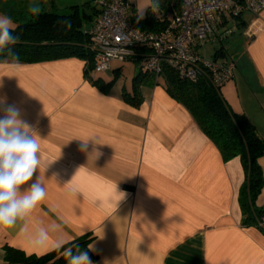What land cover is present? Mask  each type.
Wrapping results in <instances>:
<instances>
[{"label": "crops", "instance_id": "crops-1", "mask_svg": "<svg viewBox=\"0 0 264 264\" xmlns=\"http://www.w3.org/2000/svg\"><path fill=\"white\" fill-rule=\"evenodd\" d=\"M2 1L0 15L12 18L13 28L32 15L19 22L14 6ZM56 1L42 11L67 13L81 6L89 12L85 4H95ZM128 4L130 15L135 9ZM241 21L234 33L237 49L229 56L236 62L234 77L219 93L264 139V11L244 14ZM131 62L127 85H118L122 62L96 75L106 83L116 77L107 93L86 79L85 62L77 58L0 62V97L21 109L41 138L44 159L53 161L33 176H41L45 198L26 221L0 228V264L6 246L42 256L58 241L68 244L87 234L94 237L88 252L93 264H264V234L242 222L238 194L245 175L239 158L224 161L161 85L144 79L143 102L126 103L122 91L131 92L143 70L140 60ZM81 139H88L87 151ZM258 164L264 175V157ZM116 191L126 195L119 200ZM256 206L264 209V187ZM41 229L47 232L44 246L34 243Z\"/></svg>", "mask_w": 264, "mask_h": 264}, {"label": "trees", "instance_id": "trees-1", "mask_svg": "<svg viewBox=\"0 0 264 264\" xmlns=\"http://www.w3.org/2000/svg\"><path fill=\"white\" fill-rule=\"evenodd\" d=\"M157 4L159 7H154ZM85 5L90 9L89 12L81 6L71 7L67 13L42 11L39 16L31 15L27 21L19 23L14 28V34L19 37L18 43L10 46L12 51L18 54L19 60L14 61L5 50L0 52V62L34 64L77 58L85 62L86 79L102 92L107 93L115 84L116 77L107 83L99 78L89 77L95 59L90 49V41L84 34L83 25H89L92 17L97 16L100 9L96 4L92 5L89 2ZM181 7V0H152L144 18H139L135 11H132L130 17L127 13V19L132 26L141 31L159 34L165 30L173 16L180 12ZM154 9H158L164 15L155 16ZM63 19L71 21L70 29L60 23ZM244 24L240 17L237 30ZM135 53L130 61H142L149 53V49L137 47ZM218 57L226 58L223 47L215 51L213 59ZM144 79L150 80L153 86L161 85L172 99L189 112L202 133L218 148L224 161L239 158L245 175L238 194L242 222L244 226L254 227L264 234V227L260 226L264 218V209L256 206L257 197L264 187V175L258 164V160L264 157V139L259 137L255 126L244 115L230 111L219 91L215 90L205 78L194 81L183 79L166 65L162 67L156 82L155 77L143 69L133 78L131 92L122 91L123 100L133 107H138L143 102L140 88ZM93 240L94 237L87 234L68 244L78 245L80 249L89 252V245ZM4 262L5 264H67V259L57 250L42 256H28L20 250L6 246Z\"/></svg>", "mask_w": 264, "mask_h": 264}, {"label": "built area", "instance_id": "built-area-1", "mask_svg": "<svg viewBox=\"0 0 264 264\" xmlns=\"http://www.w3.org/2000/svg\"><path fill=\"white\" fill-rule=\"evenodd\" d=\"M182 7L159 34L132 26L128 19V0H95L100 12L84 29L94 55L90 78L109 70L111 62L134 57L135 48L146 47L143 69L155 77L164 65L183 79L205 78L220 89L234 77L236 62L232 58L205 59L201 42L215 35L225 39L237 31L238 19L244 14L258 16L264 11V0H181ZM264 227V218L260 223Z\"/></svg>", "mask_w": 264, "mask_h": 264}, {"label": "clouds", "instance_id": "clouds-1", "mask_svg": "<svg viewBox=\"0 0 264 264\" xmlns=\"http://www.w3.org/2000/svg\"><path fill=\"white\" fill-rule=\"evenodd\" d=\"M154 7L158 8L159 5ZM28 12L33 16H39L42 13L41 5L34 0L29 4ZM60 23L68 29L72 26L69 19H63ZM18 40L19 37L14 34L12 18L0 15V52L7 50L8 55L17 62L18 54L14 53L10 46L18 43ZM0 111L3 112L0 116V228H2L13 227L18 221H26L37 204L45 198L46 190L41 176H37L34 181L33 176L38 170L40 172L42 167L45 171L53 161L44 159L40 147L41 138L35 128L22 118L21 109L17 105L8 104L6 97H0ZM82 141L81 150L87 151L88 139ZM116 193L120 197L119 200L126 195L123 192ZM46 239L47 232L41 229L34 237V243L44 246ZM55 250L61 251L67 259V264H93L88 251L80 249L78 245L66 246V242L58 241Z\"/></svg>", "mask_w": 264, "mask_h": 264}, {"label": "rangeland", "instance_id": "rangeland-1", "mask_svg": "<svg viewBox=\"0 0 264 264\" xmlns=\"http://www.w3.org/2000/svg\"><path fill=\"white\" fill-rule=\"evenodd\" d=\"M70 1L71 0H58L56 1V3L60 6H66L67 4H71L72 1L71 2ZM151 1L152 0H128V3H130V5H133L135 9V13L138 12L144 15L146 13L147 8L150 7ZM2 2H3L4 7L10 8L14 6V9H15L14 15L17 16L16 17L17 19L19 18L18 20L20 22L23 20L24 17L27 16L28 18V15H29L28 6L30 3L34 2V0H21V1L20 0H3ZM35 2L39 3L41 7H43V9L47 10V6H48L47 3H49V0H35ZM154 13H155V16H158V17H161L164 15L158 9H154ZM233 35L225 39H222V40H219L215 35L210 36L207 40L201 42V46L199 48L201 55L205 59H209V60L213 59L215 51L223 47V49L227 51L226 58H229L233 50L237 49L236 44L234 43L236 34H233ZM217 60L221 61L223 60V57H218ZM132 63L133 62H131L130 60L124 61V63L122 62L123 72H122L120 80L118 79L119 80L118 85L125 83V82H126V85L130 83V79H131L130 75L133 70ZM143 64H144V61L142 60L141 61L142 68H143ZM113 66H116V64H113ZM111 76H112L111 73H105L103 75V77L107 79L110 78Z\"/></svg>", "mask_w": 264, "mask_h": 264}]
</instances>
